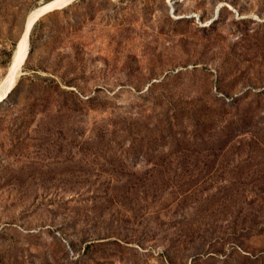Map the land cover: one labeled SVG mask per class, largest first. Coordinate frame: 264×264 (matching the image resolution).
<instances>
[{
	"label": "rangeland",
	"instance_id": "rangeland-1",
	"mask_svg": "<svg viewBox=\"0 0 264 264\" xmlns=\"http://www.w3.org/2000/svg\"><path fill=\"white\" fill-rule=\"evenodd\" d=\"M73 2L0 102V264H264V0Z\"/></svg>",
	"mask_w": 264,
	"mask_h": 264
},
{
	"label": "bare ground",
	"instance_id": "bare-ground-1",
	"mask_svg": "<svg viewBox=\"0 0 264 264\" xmlns=\"http://www.w3.org/2000/svg\"><path fill=\"white\" fill-rule=\"evenodd\" d=\"M72 2L73 0H50L27 15L24 31L16 47L8 73L0 84V102L6 99L9 93L12 92L16 84L18 73L28 57V40L33 24L44 14L66 7Z\"/></svg>",
	"mask_w": 264,
	"mask_h": 264
},
{
	"label": "trees",
	"instance_id": "trees-1",
	"mask_svg": "<svg viewBox=\"0 0 264 264\" xmlns=\"http://www.w3.org/2000/svg\"><path fill=\"white\" fill-rule=\"evenodd\" d=\"M75 4V2H72V3H70L68 6L69 7H71V6H73ZM39 23H40V20H37L36 21V23L34 24V26H33V28H32V31H31V35L34 33V31L36 30V28L38 27V25H39ZM57 40H58V37L57 38H55V37H52V36H50V38H49V41H48V46L49 47H51L55 42H57ZM29 54V53H28ZM55 64V63H54ZM41 80H43V81H50V82H53V83H56V80L55 79H53V78H49V77H41L40 78ZM56 86H57V90L59 91V85H57L56 84ZM45 88V87H44ZM57 90H56V93H57ZM14 91V88L12 89V92ZM46 91H47V94H48V96H49V98H50V95H51V93H52V88H49L48 87V89H46ZM55 91V90H54ZM12 92H10L9 93V95L7 96V98L9 97V96H11V94H12ZM61 92V91H60ZM44 95H42L41 97H43ZM38 104L39 105H44V103H46V102H48V101H46V99H44V98H42V99H38ZM68 111V110H67Z\"/></svg>",
	"mask_w": 264,
	"mask_h": 264
},
{
	"label": "water",
	"instance_id": "water-1",
	"mask_svg": "<svg viewBox=\"0 0 264 264\" xmlns=\"http://www.w3.org/2000/svg\"><path fill=\"white\" fill-rule=\"evenodd\" d=\"M34 26V25H33Z\"/></svg>",
	"mask_w": 264,
	"mask_h": 264
}]
</instances>
